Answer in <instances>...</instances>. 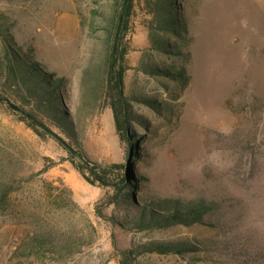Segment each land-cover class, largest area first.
<instances>
[{"label":"rangeland","instance_id":"1","mask_svg":"<svg viewBox=\"0 0 264 264\" xmlns=\"http://www.w3.org/2000/svg\"><path fill=\"white\" fill-rule=\"evenodd\" d=\"M116 1L0 0V16L10 18L20 49L66 79L63 95L77 113L83 152L110 167L112 184L123 187L131 174L139 201L206 200L218 207L205 224L123 230L117 222L134 214L119 206L126 188L88 182L70 152L34 132L10 105L22 103L5 96L0 184L12 190L0 207V264H123L124 253L142 244L177 241L201 251L146 254L128 263L264 264V0H177L190 36L167 39L190 51L188 58L175 49L156 51L151 18L136 10L125 41L131 146L120 138L104 95L92 101L82 86L84 78L94 82ZM144 61L186 66L189 84L144 74ZM51 131L79 149L59 129Z\"/></svg>","mask_w":264,"mask_h":264},{"label":"trees","instance_id":"2","mask_svg":"<svg viewBox=\"0 0 264 264\" xmlns=\"http://www.w3.org/2000/svg\"><path fill=\"white\" fill-rule=\"evenodd\" d=\"M142 9L150 18L151 41L156 51L161 54H168L170 50L177 56L188 58L190 51H185L178 45L174 46L167 39V35L173 34L178 37H189L187 22L180 9L177 0H117L112 15L107 20L106 47L100 65L94 67V82L90 84L86 78L83 81L84 97H91L95 100L101 92L104 101L114 115L115 125L120 138L131 146L135 139L131 138L129 128L132 125V116L129 110V100L125 95V82L127 73L126 55L128 47L125 41L129 33L132 19L136 10ZM12 23L6 15L0 16V103H4L7 97H12L22 103L23 107H17L24 121L37 134L45 133L55 137L51 127L59 129L79 149L75 150L61 137L60 140L74 149L82 159L74 157L78 166L75 168L81 172L91 184L100 183L103 186H114L116 183L110 181V167L98 163H92L83 152L81 134L78 130L75 113L71 103L65 102L63 90L66 79L57 78L54 74L47 72L40 63L34 60L31 53L25 52L16 45L12 34ZM147 59V58H146ZM141 71L151 77L165 78L187 86L189 76L187 68L181 65L180 68L161 66L153 61H144L140 66ZM93 70V69H92ZM91 71V70H90ZM86 71V76L88 72ZM7 96V97H5ZM71 108L73 113L66 107ZM30 108L26 110L25 108ZM12 108V107H11ZM16 111V110H15ZM57 140V139H56ZM58 141V140H57ZM60 142V141H58ZM62 144V143H61ZM63 145V144H62ZM64 146V145H63ZM65 147V146H64ZM139 149L135 150L134 156ZM80 166V167H79ZM128 166V165H127ZM126 170V167L123 166ZM130 169V167H129ZM89 172L94 180L87 177ZM122 182V180H121ZM112 184V185H111ZM123 187L125 195L122 197L119 206H127L134 209V214L125 221L117 224L126 231H148L169 229L176 226L191 227L205 224V218L214 213L218 207L216 202L206 200L192 201L185 203L175 199H148L142 197V201L136 199L140 194L139 181L133 175H124ZM12 187L0 184V207L6 201ZM37 252L41 246L36 245ZM201 248L188 241L177 242H151L146 243L125 252L123 264H129L128 260L146 254L160 255H184L198 253ZM130 258V259H129ZM129 261V262H130Z\"/></svg>","mask_w":264,"mask_h":264},{"label":"water","instance_id":"3","mask_svg":"<svg viewBox=\"0 0 264 264\" xmlns=\"http://www.w3.org/2000/svg\"><path fill=\"white\" fill-rule=\"evenodd\" d=\"M10 105H11V107L14 109V110H16V111H20V109L16 106V105H14L13 103H10ZM55 137H56V139L58 140V141H60V143H62L64 146H65V148L66 149H68L73 155H74V157H76V158H78V159H82V157L74 150V149H72L70 146H68L65 142H63L62 140H60V138H58L56 135H55ZM129 162H128V166H129Z\"/></svg>","mask_w":264,"mask_h":264}]
</instances>
